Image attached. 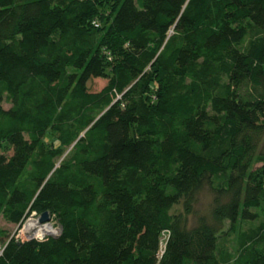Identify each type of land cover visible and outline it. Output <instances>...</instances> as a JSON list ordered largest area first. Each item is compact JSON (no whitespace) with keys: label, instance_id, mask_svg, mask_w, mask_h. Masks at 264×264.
<instances>
[{"label":"trees","instance_id":"trees-1","mask_svg":"<svg viewBox=\"0 0 264 264\" xmlns=\"http://www.w3.org/2000/svg\"><path fill=\"white\" fill-rule=\"evenodd\" d=\"M1 146L0 264H264V0H0Z\"/></svg>","mask_w":264,"mask_h":264},{"label":"rangeland","instance_id":"rangeland-1","mask_svg":"<svg viewBox=\"0 0 264 264\" xmlns=\"http://www.w3.org/2000/svg\"><path fill=\"white\" fill-rule=\"evenodd\" d=\"M107 84V80L106 79H101V78H97L94 79L91 82V89L93 91H99L101 90L105 85ZM5 107L8 108L10 107L9 103H5ZM50 141H54L55 139L53 138L52 134H50L48 136ZM7 150L5 149L4 146L0 147V154L2 153H6ZM68 151H66L58 160L57 165H59L67 156ZM210 201V195L207 193H203L200 197V202L199 204H197L196 208L201 210V212L206 210V206L208 205ZM182 207L178 206L175 208V211L177 210H181ZM32 215H28L25 220L23 221L24 225L31 220ZM264 221V216L262 215L260 217V219L256 220L255 222H249V223H245L242 226V230H247L249 228H253V227H257L258 225H260L262 222ZM50 223V224H49ZM45 224H49L51 229L50 231H45L44 233L39 232V236H50V235H59L61 233V227L58 225L55 217L53 215H51V219L48 222H45L43 225ZM42 225V226H43ZM20 226L16 225V224H12L8 221H6L2 216H0V252L1 250L4 249L6 243L12 239V235L15 234L18 231V228ZM167 233L165 232L163 234L162 237V247H161V252L160 254L163 253L164 248H165V241L167 239ZM23 238H26L25 235H22ZM239 239V233H231L229 235H223L220 239V246L221 248L225 247L231 251H235L236 249V243Z\"/></svg>","mask_w":264,"mask_h":264},{"label":"built area","instance_id":"built-area-1","mask_svg":"<svg viewBox=\"0 0 264 264\" xmlns=\"http://www.w3.org/2000/svg\"><path fill=\"white\" fill-rule=\"evenodd\" d=\"M30 215H32L31 220H29L25 225L23 222L19 224L20 227L18 228V231L12 235V238H14L16 241L23 242L32 239L43 240L46 238V236H42V235L39 236L38 233L42 225L45 223L40 221L41 214H38L37 211H32ZM22 235H25L26 238H23ZM50 236H57V235H50Z\"/></svg>","mask_w":264,"mask_h":264},{"label":"water","instance_id":"water-1","mask_svg":"<svg viewBox=\"0 0 264 264\" xmlns=\"http://www.w3.org/2000/svg\"><path fill=\"white\" fill-rule=\"evenodd\" d=\"M51 219V215H50V213L48 212V211H46V212H43L42 214H41V217H40V221L41 222H48L49 220Z\"/></svg>","mask_w":264,"mask_h":264},{"label":"bare ground","instance_id":"bare-ground-1","mask_svg":"<svg viewBox=\"0 0 264 264\" xmlns=\"http://www.w3.org/2000/svg\"><path fill=\"white\" fill-rule=\"evenodd\" d=\"M50 229H51V227H50V225L49 224H45L44 226H42L41 228H40V234L41 233H44L45 231L47 232V231H50ZM38 232V233H39Z\"/></svg>","mask_w":264,"mask_h":264}]
</instances>
